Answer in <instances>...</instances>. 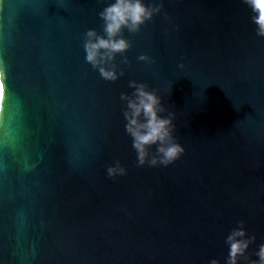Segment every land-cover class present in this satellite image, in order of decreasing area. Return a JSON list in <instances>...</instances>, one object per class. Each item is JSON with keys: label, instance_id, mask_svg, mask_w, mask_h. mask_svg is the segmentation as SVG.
I'll return each mask as SVG.
<instances>
[{"label": "water", "instance_id": "1", "mask_svg": "<svg viewBox=\"0 0 264 264\" xmlns=\"http://www.w3.org/2000/svg\"><path fill=\"white\" fill-rule=\"evenodd\" d=\"M110 2L0 0V264H226L240 221L249 264L264 243V37L249 8L163 0L123 30L131 46L110 81L83 48ZM130 81L175 113L185 152L167 167L137 166L120 99ZM116 160L126 175L108 177Z\"/></svg>", "mask_w": 264, "mask_h": 264}, {"label": "clouds", "instance_id": "2", "mask_svg": "<svg viewBox=\"0 0 264 264\" xmlns=\"http://www.w3.org/2000/svg\"><path fill=\"white\" fill-rule=\"evenodd\" d=\"M249 8L251 22L255 25L256 35L264 37V0H242ZM163 8V0H111L98 13L103 21V35L95 29H88L84 33L83 48L85 61L96 68L105 80L118 79L115 65L111 64L117 53H123L131 46L122 36L126 28L129 32H138L142 25L159 14ZM165 18L167 14L165 13ZM139 60L152 63L145 54ZM178 67L183 68V63ZM122 75V72L120 73ZM6 70L0 63V129L5 125V86ZM133 92L128 95L121 93L120 99L125 102L123 116L124 130L131 140L137 158V166L149 167L164 166L175 162L184 154V147L177 142L174 136L175 113L168 111L163 103V97L156 89H150L144 82L130 81ZM167 112V115L164 113ZM10 118V117H8ZM0 139H9L4 131ZM154 148V151H151ZM108 177L124 176L126 169L119 160L106 167ZM243 221L233 228L225 238L227 245L226 264H238L240 257H247L249 246L254 242V236H248L243 227ZM257 259L249 260V264H264V243L259 244L254 252ZM210 264H218L213 259Z\"/></svg>", "mask_w": 264, "mask_h": 264}]
</instances>
